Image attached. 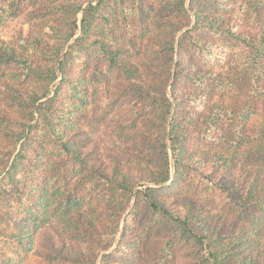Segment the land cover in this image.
<instances>
[{
  "label": "trees",
  "instance_id": "trees-1",
  "mask_svg": "<svg viewBox=\"0 0 264 264\" xmlns=\"http://www.w3.org/2000/svg\"><path fill=\"white\" fill-rule=\"evenodd\" d=\"M143 1L152 7V1ZM198 1L209 4L208 0H189L186 6V0H169L164 6L186 13L187 18H176L175 14L163 19L157 15L152 19L156 24L153 30L149 28L146 7L135 0H97L85 7L66 0L59 3L58 11L50 4L39 9L43 17L47 15L40 27L47 36L29 33L18 46L0 38V68L14 66L25 79L38 85V89L23 88L24 85L19 88L18 83L0 79L9 93L5 103H11L5 107V115L0 112V121L4 116L9 118L7 123L15 120L17 104L29 106L32 119L38 113L37 121L44 120L42 128L52 137L48 139L86 169L92 181L101 182L110 192L135 194L136 202L126 217L118 244L127 238L149 242L152 251L141 249L139 243L127 244L137 250L139 264H171L176 257L175 239H197L210 249V258L203 256L198 262V258L189 257L187 264H264V231L256 230L264 229V24L255 14L257 7L264 12V0H254L251 12L258 26L247 29L234 22L233 15L213 14ZM239 1L241 8L250 6ZM133 2L136 5L131 6ZM131 8L133 15L127 11ZM59 10L67 13L64 21L82 12L78 37L77 21L70 30L51 22L59 21ZM189 10L196 21L177 37L182 28L192 23ZM92 29L98 34L94 38L89 36ZM209 30L235 36L254 47L252 103L247 101L239 107L234 101L226 102L225 98L235 90L234 76L184 56V42L212 52V38L206 37ZM116 32L125 34L126 39L113 37ZM202 37L206 42H200ZM76 48L88 54L89 65L93 60L117 73L113 81L104 85L108 102L103 111L94 109L96 105L102 107L95 100L91 115L95 121L91 120L90 125L95 124L96 130L103 125L106 138L97 135L98 131L97 136H92L79 133L77 127H59L44 109L52 100L47 97L57 78H67ZM93 74L92 89L98 91V74L103 72L94 68ZM169 85L175 103L169 97ZM21 136L27 135L20 133L17 139ZM29 139L25 138L19 154H23ZM42 139L45 138H33L36 142ZM167 139L173 155V174ZM209 140L225 147L217 150L201 144ZM244 148L254 163L252 168L238 164L237 151ZM172 176L173 180L166 184ZM193 178H197V189L191 192L185 183ZM139 182L141 188H135ZM167 187L177 188L165 192ZM43 188L35 196V211L5 210L11 218L16 216L18 222L29 225L12 235L6 233L9 239L30 247L50 263L126 264L109 259L118 255L119 246L98 260L99 252L87 243L98 234V241L105 243L102 249H108L120 232V223L111 218L106 226L108 232L103 233L96 220L68 194L58 202L50 201L53 198ZM217 194L231 201L232 212L216 208ZM58 209L62 210L60 216L52 218L50 212L57 214Z\"/></svg>",
  "mask_w": 264,
  "mask_h": 264
},
{
  "label": "rangeland",
  "instance_id": "rangeland-1",
  "mask_svg": "<svg viewBox=\"0 0 264 264\" xmlns=\"http://www.w3.org/2000/svg\"><path fill=\"white\" fill-rule=\"evenodd\" d=\"M63 1L66 0H0V38L10 45L18 46L21 44L22 37L29 33L36 35L45 33L47 36L46 32L40 29L47 15L43 17V11H39V9H45L50 4L51 6H56V11H58V8H60L58 5ZM72 1L82 4L83 7L87 6L90 1H93L95 4L97 3V0ZM138 1L139 4L146 7L145 10L151 21L149 25L150 30L156 28V24L152 19L157 17V15L163 19L175 14L176 18H187L186 13L182 11L177 12L176 10L167 9L164 4H167L169 0H150L153 2L152 7L145 5L143 0H135V2ZM208 1L209 4L205 1H198V3H203L202 6L209 9V12L213 14L217 13L224 16L233 15L232 20L237 22L238 25L243 26V28H256L258 26V23L253 21L254 14L252 15L251 12L254 0H244L251 6L248 8H241V2L239 0H231V3L228 5L217 0ZM133 5H136V3L133 2L131 6ZM188 5L189 0H186V6ZM132 10L134 9L131 8V10L127 11H131L130 13L132 14ZM255 10L257 11L255 13L257 14V20H260L264 24V12L258 7ZM46 13L48 12L46 11ZM58 14L57 18L59 21L51 22L65 28V30H70L75 28L74 22L77 21L78 28L75 37H78L81 30L82 12H79L77 15H71L69 21H64L65 15H67L65 11L59 10ZM161 14L166 15L161 16ZM189 14L192 23L182 28L178 32L177 37L195 23L196 19L192 10H189ZM94 26L96 28V25ZM97 35L92 29L89 36L94 38ZM113 37L118 38L120 41L126 39V35L119 32H116ZM206 37H209L210 40L212 38L210 41L213 46L212 52L202 51L203 49L198 48V46L193 45L191 42H184V56L208 67L221 68L234 76L235 90L234 92L231 91V94L225 98L226 102L230 104L235 102L239 107L243 106L247 101L252 103V98L255 93L250 73L252 71L251 63L255 55L254 47L245 45L235 36H227L218 31L209 30ZM112 40L118 42L114 38ZM199 40L200 42H206L204 37ZM35 56L39 58L37 53ZM87 59L88 54L83 50H78L72 55L69 61L71 65L68 69L67 78L61 79L62 76L57 78L52 86L51 94L47 97L48 99L52 98V100H48V104L44 106V109L51 114V118L55 120L53 123H56L59 127H63L64 129L69 126H72V128L77 127L80 128L79 133L86 134L87 132L92 134V136L103 135L106 138L102 129L104 128L103 125H100L99 130H96V127L93 128L95 124L90 125L91 120L95 121L94 118H91V115L95 100L101 103L102 107L99 108L96 105L94 109L99 112L103 111V107L108 102V92L104 85L108 80L113 81L117 73L115 70L108 69L107 65H96L93 60H90L91 64L89 65ZM61 60H63V57ZM58 66H60V63ZM94 68L98 69L99 72H103L102 75L98 74L100 81L97 85L98 91L97 89H92ZM0 79H5L6 82L18 83L20 85L18 86L19 88L24 85L23 88L38 89V85L33 83L32 79H25L14 66H2L0 68ZM168 94L172 102L175 103V99L171 93V85L168 87ZM7 96H9L7 88L0 83V112L2 115H5V107L11 104L5 103ZM35 115L36 118L32 119L31 108L29 106L24 108L21 104H17L16 119L7 123L9 118L4 116L2 121H0V227L3 229V231H0V264H57L50 263L41 255L35 253L30 247H23V245L13 242L7 236V234L12 235L14 231L29 228V225L18 222L19 219L16 216H14V219L11 218L10 214L5 213V210L12 209L15 212H23L25 210L35 211L32 208L37 201L35 196L41 186H44L45 193L48 192V197L53 198L50 201L58 202L61 200L63 194H68L72 201L75 200L78 202L96 220L103 233L108 232L106 226L111 218L115 223L121 224L120 232L115 237L113 245L108 249H102V245L105 243L98 241V238H100L98 234H96L95 239L87 240V243L99 252L98 260L103 253H108L119 246L120 250L118 255H113L109 258L110 260H117L126 264H139L140 255L136 249L129 248L127 244L139 243L141 249L152 251V246L149 242L140 243L131 237L132 239H122L120 245L118 244L126 223V217L136 202L135 194L130 195L118 190L110 192L104 188L101 182L92 181L91 176L86 175V169L75 164L71 158H67L61 146L48 139L52 137L48 135L46 129H44L45 127L42 128L45 123L44 120L37 121V118L40 117L38 113ZM253 119L256 121V117ZM5 123H7V128H5ZM95 132H97V135ZM20 133H24L27 136H21L19 140L17 138ZM27 137L30 139L24 143L23 154H19L22 143ZM33 138L45 139H42L41 142H36ZM167 143L170 148L169 139H167ZM201 144L217 150H223L225 147V145L216 142L213 143L210 140L201 142ZM245 149L237 151L238 164L243 168H252L254 167V163L250 160V155ZM170 152L171 172L173 174L174 162L171 148ZM173 177L166 184L170 183ZM196 182L197 178L186 181L185 184L189 191L193 192L197 189ZM151 185L161 186L154 183H151ZM135 188H141L140 182L137 183ZM176 188L167 187L164 191L173 192ZM220 195L222 194H217L218 205L216 208L221 212H232L234 207L231 201H227L223 197L224 195ZM122 201L123 203H121ZM126 204H128L127 207ZM111 205L116 207L109 208ZM48 206L50 205L48 204ZM36 212L40 214L39 211L36 210ZM61 212L62 210L58 209L57 214L50 212V216L57 218ZM111 212L113 213L112 215L110 214ZM256 230L264 231V229L259 228H256ZM168 236H171V234H168ZM174 241L176 257L172 259L171 264H187L189 257L198 258V262H202L203 256L210 258L208 253L210 249L206 246V243H202L197 239H175ZM96 264H99V261Z\"/></svg>",
  "mask_w": 264,
  "mask_h": 264
}]
</instances>
